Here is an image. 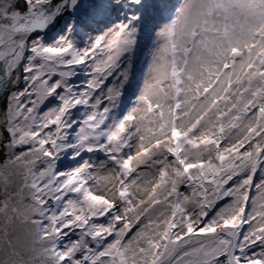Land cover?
Wrapping results in <instances>:
<instances>
[{
  "label": "snow or ice",
  "instance_id": "6c2138e0",
  "mask_svg": "<svg viewBox=\"0 0 264 264\" xmlns=\"http://www.w3.org/2000/svg\"><path fill=\"white\" fill-rule=\"evenodd\" d=\"M0 264H264V0H0Z\"/></svg>",
  "mask_w": 264,
  "mask_h": 264
}]
</instances>
